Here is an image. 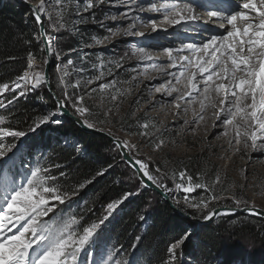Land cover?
I'll list each match as a JSON object with an SVG mask.
<instances>
[{
    "label": "rangeland",
    "instance_id": "1",
    "mask_svg": "<svg viewBox=\"0 0 264 264\" xmlns=\"http://www.w3.org/2000/svg\"><path fill=\"white\" fill-rule=\"evenodd\" d=\"M25 1L44 5L45 11L42 17L46 36L53 49L51 59L55 64L51 73L53 72L54 82L62 97L60 100L75 117L84 122L87 117V122L94 125L91 128L118 138L124 144L126 142L125 146L133 159L146 163L149 172L167 186V190L163 189L171 197L169 198L172 204L190 208L189 205L196 202L191 196L196 188L189 177L184 176L182 179L180 174L177 176L172 174L170 177L165 175L167 177L165 178L159 166L169 169L177 160L189 162L190 158H196L195 162L200 165V169L207 176L206 179L208 181L214 179L209 193L212 200L203 204L197 201L198 207H194L196 210L205 213L208 204L213 203L218 206L217 208H221L225 201H231L238 208L236 201L240 200L244 202L241 203L243 205L264 211V147L258 146L253 150L251 147L245 149L243 145H235V129L232 126L226 129L222 123L224 114L219 117L217 115L221 112L220 101L225 99V93L217 94L215 87L220 83L227 84L228 81L217 79L215 76L213 81H207L210 72L219 71V68H211L209 72L201 75L198 67L180 59L181 56L193 58L192 56L196 54L188 51L187 48L184 49L187 44L202 46L197 41L188 42L189 39L198 36L196 39L199 41L203 35L210 36L201 28L197 30L201 24L206 25L203 17L202 19L200 17L195 24L185 25L183 22L179 25L169 24L164 20L163 11L149 10L152 4L159 7L160 3L191 2L197 6V13L200 16L207 15V11L199 7L200 4H227V0H60L59 4L57 0ZM30 12L33 17V11ZM33 19L37 27L35 17ZM130 25H132L131 34H125ZM37 39L40 41L39 32ZM203 41L207 40L202 39ZM73 44H75L73 50H69ZM141 49H144V53H141ZM166 49L173 50L171 56L165 51ZM45 62V55L42 61L29 60L26 71L30 72L33 82L37 73L43 76ZM30 63L31 68H29ZM181 72L185 75L181 76ZM240 75L242 73H237V76ZM189 79L193 80L199 91L188 87ZM43 83L42 81L33 89L32 84H25L21 80V87L11 92H17L18 97H23L38 107L41 119L45 116L49 118L39 127L57 125L61 118H55L58 115L53 114L49 109H41L45 105L37 95ZM206 84L211 89L209 95L216 107L206 106L202 111L200 101L203 97L200 93L203 92ZM100 85L107 87L101 88ZM186 93L188 95H185ZM2 96L3 93L0 94V102H3L4 107L0 108V111L8 105L5 104ZM112 96H116L117 99L112 100ZM74 101L87 110L83 116L75 112L77 104H74ZM205 104L207 105V101ZM4 120V117L0 116V126ZM145 124L147 127H144ZM138 125L141 129L140 134H129L135 133ZM226 131L227 135L224 134ZM28 134L19 138H0V143L19 146L14 150L15 155L6 153L5 158H0V178H2L0 183L5 179L9 181L14 179L17 184L23 183L30 169L43 168L36 162L30 163L28 168L25 166L27 160L23 155V142L32 136ZM9 156L12 157L11 160L7 158ZM43 170L44 168L41 175H47ZM131 181L132 178H129L128 182ZM48 183L52 184L50 180ZM177 184L192 187L193 190L185 192L184 188L178 189ZM135 188L132 187V192L117 204L111 215L106 212L108 219L100 226L96 236L102 232H111L109 223L112 217L122 214L130 205L134 198L133 192L137 193ZM151 193L148 198L149 206L155 202V196H151L154 193ZM213 195L217 197L213 198ZM50 205H55V211L62 204L59 201H50ZM234 216L235 214H227L213 223ZM45 217L41 220L43 221ZM231 221L234 223L238 219ZM197 231L196 225L194 230L187 233L189 235L184 244L189 239H195ZM183 245L177 249H181ZM236 249L243 258L246 255L249 259L252 258L253 264L260 261V256L263 257L264 254V250L251 246L246 240L237 244ZM83 254H80L79 264H82ZM107 256L105 264H124L121 259L111 261V256L108 254ZM175 263L183 264V259L180 258ZM241 263L245 264L243 261Z\"/></svg>",
    "mask_w": 264,
    "mask_h": 264
},
{
    "label": "trees",
    "instance_id": "2",
    "mask_svg": "<svg viewBox=\"0 0 264 264\" xmlns=\"http://www.w3.org/2000/svg\"><path fill=\"white\" fill-rule=\"evenodd\" d=\"M37 36L38 28L30 10L11 0H0V84L8 83L11 86L18 77L24 75L30 59H44ZM74 46L75 44L71 45L69 50H73ZM50 85L52 92L58 99H62L54 82L53 72L50 75ZM37 97L45 105L40 106L41 109L46 108L57 114L56 104L44 85ZM2 98L8 105L0 111V116L5 119L0 127H10L32 135L23 142L24 157L30 158L32 163H40L48 176L55 177L50 182L67 194L66 202L46 216L43 223L56 227L72 217L78 218L79 229L98 223L105 216L109 203L121 201L132 192V187L139 186L138 189L135 188L137 193L133 192V201L124 212L112 217L109 223L111 232L95 236V242L88 248L94 255L90 258L84 253L82 264H88L92 260L97 264H105L107 254L111 256V261L121 259L124 264H176L180 258L183 259V264H243L242 261L253 264L248 255L244 258L239 255L236 245L246 240L251 246L264 250V220L235 215L198 227L195 239L187 240L181 249L174 250V255L170 256L168 248L194 230L196 225L174 213L153 193L151 196H155V202L149 206L150 192L138 184L135 174L123 162L111 142L82 132L68 120L61 119L57 125L36 127L42 119L39 117L38 107L31 101L18 97L17 92L10 90H6ZM71 113L74 114L72 111ZM140 132L138 125L135 133L129 134L139 135ZM195 160L196 158H190L189 162L177 160L169 169L162 166L159 168L164 172V177L172 174L177 176L183 172L184 176L191 177L194 186L201 185L199 188L195 187L196 191L191 195L196 202L189 205L190 208L173 205L190 219L202 220L218 206L208 204L209 211L205 213L194 208L197 207V201L203 204L212 200L209 193L214 182L213 178L209 181L206 179L207 176ZM129 178H132L131 182H128ZM1 180L2 178L0 182ZM216 197L213 195V198ZM221 206L236 208L231 201H225ZM246 206L248 205L241 204L238 208ZM234 219L238 221L232 223L231 220ZM249 251L252 252L250 249ZM262 256L254 264H264V254Z\"/></svg>",
    "mask_w": 264,
    "mask_h": 264
},
{
    "label": "snow or ice",
    "instance_id": "3",
    "mask_svg": "<svg viewBox=\"0 0 264 264\" xmlns=\"http://www.w3.org/2000/svg\"><path fill=\"white\" fill-rule=\"evenodd\" d=\"M57 3L59 4L60 0H57ZM240 8L255 13V19L258 22H248L241 30L237 26V22L249 21V15L246 11L234 10L225 14L215 5L209 4L205 8L209 18H217L221 23L226 22L227 25L231 26V30H227L226 34L212 35L202 46L187 44L188 49L195 53H202V55L195 59L181 56L180 59L189 65L198 67L201 75L209 72L211 68H219V71H212L207 76V81H213L214 76L217 79L228 81L227 84L220 83L215 87L217 94L225 93V99L220 101L221 112L217 115L219 117L224 114L225 118L222 123L226 129L228 126L235 129V145H243L245 149L251 147L255 150L258 146L264 147V0H246L240 5ZM149 10L163 11L164 20L169 24L179 25L182 22L185 25L195 24L200 19L197 14V6L191 2L182 4L160 3L159 7L152 4ZM44 11L43 3L37 9H33L38 24L41 23V14ZM153 26L155 28L154 21ZM131 27L132 25L129 26V30H126L125 34H131ZM46 51L51 54L52 47L49 45ZM140 51L144 53V49ZM165 51L171 56L173 50L166 49ZM209 55L211 59L202 63L204 57ZM222 57H226V60H222ZM31 67L30 63L29 68ZM237 73H242V75L237 76ZM180 75L184 76L185 73L181 72ZM46 78V74L41 76L37 73L35 82H33L30 72L25 71L23 77H18L11 86L8 83L0 84V94L6 90L15 91L20 88L21 80L25 84H32L34 89L42 81H46ZM100 87L105 88L107 85H100ZM188 87L199 91L192 79L188 80ZM157 90L159 91V89ZM210 91V87L206 84L203 92L200 93L203 97L200 101L202 111L206 106L216 107L209 95ZM116 99V96H112V100ZM177 99H183V97H177ZM205 101H207V105ZM73 103L77 104L75 112L83 116L87 110L78 106V102L74 101ZM3 107V102H0V108ZM48 119L47 116L43 117L36 124V127L47 122ZM85 123L88 127L94 126L87 122V117H85ZM144 127H147V124ZM224 134L227 135V131ZM24 136L25 132L23 131L13 130L10 127H0V138ZM258 141H260L259 145ZM229 143H232L231 139ZM125 145L126 142L122 145L119 140L116 141V146L121 148L122 153ZM18 147L16 144L0 143V158H5L6 153L15 155L14 150ZM7 158L12 159L11 156ZM129 164L137 172L143 173L157 187L167 190V186L162 180L149 172L146 163L135 159L130 160ZM137 165H139L138 168ZM41 172L42 169L36 167L30 169L23 183L17 184L14 179L11 181L5 179L3 183H0V201H2L0 203V264H79L81 253H87L89 257L94 255L88 251V248L95 242L94 237L100 226L120 203V201L109 203L107 205L108 215H105L98 223H91L90 226L82 227V231L75 227L78 219L76 217L66 220L60 227H53L43 223L41 218L53 213L55 205H50V201H59L60 204H64L67 194L61 188L48 183L55 177L41 175ZM180 176L183 179L184 173H180ZM188 179L191 180V177ZM176 187L178 189L184 188L185 192L193 190L192 187H184L183 184H177ZM195 187L199 188L201 185L196 184ZM241 203L244 202L236 201L238 207ZM243 210L253 216L264 215V213H258L254 208L248 206ZM212 215L215 213H209L203 218L207 220ZM188 235L185 234L168 248L170 256L174 255L175 249L184 244ZM90 264H97V262L92 260Z\"/></svg>",
    "mask_w": 264,
    "mask_h": 264
},
{
    "label": "water",
    "instance_id": "4",
    "mask_svg": "<svg viewBox=\"0 0 264 264\" xmlns=\"http://www.w3.org/2000/svg\"><path fill=\"white\" fill-rule=\"evenodd\" d=\"M14 4L23 7L25 9H29L31 11H33V9H37L35 7V4L33 3H29L25 0H11ZM35 17V15L33 16ZM36 21V18H35ZM37 23V21H36ZM37 28H38V32H39V36H40V42L42 44L43 47V51H44V55H45V64H44V70H43V75L46 74V81H43L44 86L46 87V90L48 92V94L52 97L54 103L56 104L57 107V117H60L62 120H68L71 121L72 123H74L82 132L86 133V134H90L93 136H99V137H103L105 139H107L109 142H111L117 149L118 152L121 156V159L123 160V162L132 170V172L135 174L138 182L141 184V186L143 187L144 190L150 191L152 193H154L157 197H159L174 213H177L180 217L186 218L188 220H190L192 223H195L197 225V227H201V226H207L211 223H213L214 221H216L218 218L226 216L227 214L231 215V214H235V215H245L248 217H255V218H259L264 220V215H250L247 211H244L243 208H231V207H221V208H216L214 210H212V213H215V215H212L210 219H204L202 221L199 220H195V219H190L187 215H183L182 213H180L178 211V209L172 204L169 196L159 187H157L152 181L148 180V178L146 176H144L143 173L141 172H137L136 169H134L133 167L130 166L129 161L130 160H135L133 159V157L130 155L129 151L127 150L126 146L123 147V153L121 151V148L116 146V141L119 140L122 145H124L123 141L118 139V138H114L102 131L99 130H95L91 127H88L86 125V123L78 118L75 117L74 115L71 114V112L66 108V106L64 105V103L58 99V97L52 92L51 90V86H50V74L52 69L54 68L55 64L52 62V59L50 58V53H48L46 51V48L50 45L48 38L46 36L45 33V27H44V18L41 15V23H37ZM43 34V35H41ZM137 168L139 167V165L136 166ZM254 208V207H252ZM258 213H264V211L258 209V208H254Z\"/></svg>",
    "mask_w": 264,
    "mask_h": 264
},
{
    "label": "bare ground",
    "instance_id": "5",
    "mask_svg": "<svg viewBox=\"0 0 264 264\" xmlns=\"http://www.w3.org/2000/svg\"><path fill=\"white\" fill-rule=\"evenodd\" d=\"M244 2H246V0H237L236 2H233L232 0H227V4L222 3V4H212V5H215L217 9L221 10L225 14H228L229 12L234 11V8H237V10L246 11L248 13V15H249V21H247V22L238 21L237 22V26L242 30L243 27L246 26V23H248V22L257 23L258 22V20L255 19V13L250 12L249 10H244V9L240 8V5H242V3H244ZM39 6H40L39 2L35 3V7L36 8H38ZM202 6H204V7H202ZM207 6L208 5H204V4H200L199 5V7L202 8V9H205ZM41 15L43 16V13ZM199 17H201V19L203 17V21H205L206 25L202 26V24H201V26L197 27V30L199 28H201V30L206 31V33L210 34V36L203 35L202 38L199 39V41L196 39L198 36L197 37L194 36L193 38L189 39L188 42L197 41V43H200L202 45L204 42H207L212 35H220V34H224V33L226 34L227 30H231V26L227 25L226 22H225V24H224V22L221 24V22L217 18H209L208 15H204V14L203 15L201 14ZM202 39L203 40L205 39L207 41H203L202 42ZM217 44H219V42H217ZM186 48L187 47L185 46L184 49H186ZM187 50L188 51H192V50H190L188 48H187ZM210 52H211V50H210ZM52 54H53V49H52V53L50 54V58H51ZM165 55H167V53H165ZM200 55H202V53H196L192 57L195 59V58L199 57ZM217 55H218V53H217ZM167 56H169V55H167ZM209 58H210V55L209 56H205L203 61H206ZM221 59L224 60V57H222Z\"/></svg>",
    "mask_w": 264,
    "mask_h": 264
}]
</instances>
